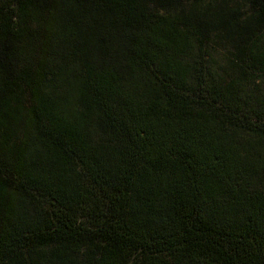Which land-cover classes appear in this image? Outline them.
Listing matches in <instances>:
<instances>
[{"label": "trees", "instance_id": "16d2710c", "mask_svg": "<svg viewBox=\"0 0 264 264\" xmlns=\"http://www.w3.org/2000/svg\"><path fill=\"white\" fill-rule=\"evenodd\" d=\"M0 264H264V0H0Z\"/></svg>", "mask_w": 264, "mask_h": 264}]
</instances>
